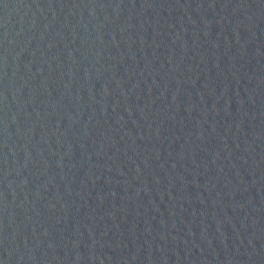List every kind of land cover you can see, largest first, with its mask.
Listing matches in <instances>:
<instances>
[{"label":"water","instance_id":"1","mask_svg":"<svg viewBox=\"0 0 264 264\" xmlns=\"http://www.w3.org/2000/svg\"><path fill=\"white\" fill-rule=\"evenodd\" d=\"M0 264H264V0H0Z\"/></svg>","mask_w":264,"mask_h":264}]
</instances>
